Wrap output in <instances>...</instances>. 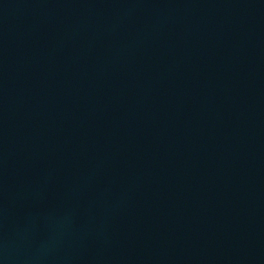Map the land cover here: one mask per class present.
<instances>
[{
  "label": "water",
  "instance_id": "obj_1",
  "mask_svg": "<svg viewBox=\"0 0 264 264\" xmlns=\"http://www.w3.org/2000/svg\"><path fill=\"white\" fill-rule=\"evenodd\" d=\"M0 264H264V0H0Z\"/></svg>",
  "mask_w": 264,
  "mask_h": 264
}]
</instances>
